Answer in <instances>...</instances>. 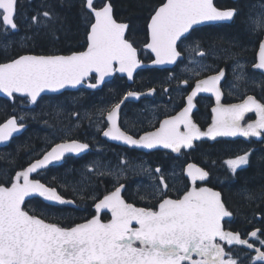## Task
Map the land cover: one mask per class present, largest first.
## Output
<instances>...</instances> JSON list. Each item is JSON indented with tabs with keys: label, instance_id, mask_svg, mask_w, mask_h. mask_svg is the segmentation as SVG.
Returning <instances> with one entry per match:
<instances>
[{
	"label": "snow or ice",
	"instance_id": "snow-or-ice-1",
	"mask_svg": "<svg viewBox=\"0 0 264 264\" xmlns=\"http://www.w3.org/2000/svg\"><path fill=\"white\" fill-rule=\"evenodd\" d=\"M16 4L17 0H0V24L5 32L17 29ZM86 7L94 16V22L87 33L85 50L69 55H20L0 63V92L7 97L21 94L34 104L46 90L76 87L91 80L95 83L89 82L87 87L97 88L117 71L132 79L141 61L137 48L125 38L128 24L114 18L110 2L95 7L94 0H86ZM235 14V9L217 8L214 0H163L147 24L148 42L144 48L155 55L151 63L175 64L182 57L178 42L188 38L186 34H190L193 26L231 20ZM49 16L48 11L43 12V17ZM32 21L36 22L37 17L33 16ZM253 24L259 30L264 27V19L258 18ZM187 47L198 50L200 45L197 41ZM198 55L203 57L205 53L199 51ZM253 67L264 69V41L259 43L257 63ZM188 70L195 76L200 75L194 69ZM224 75L221 69L216 74L196 79L186 96V105L139 138L128 134L118 124L125 100L141 95L128 91L107 111L108 127L103 135L129 146L147 149L162 146L174 153L192 148L193 142L201 137H261L264 135V102L248 95L240 103L222 104L218 85ZM181 83L188 85L189 81ZM153 92L154 89L148 90L149 94ZM202 92L213 93L216 100L206 131L201 130L190 115L195 107L194 98ZM253 112L256 119L242 123L245 115ZM22 120L21 117L18 121L13 115L0 123V142L9 141L14 133L23 129ZM88 149L89 144L76 139L56 143L41 158L17 171L6 182L8 186L0 183V264H238L233 254L225 250L226 245L254 249L256 255L252 260L264 261L261 247L241 238L239 232L225 230L223 221L232 213L220 192L197 186V181H205L209 173L194 163H188L185 169L190 186L175 199L167 194L168 185L164 177H160L163 195L154 206L137 207L128 203L121 194L125 185L119 184L102 198L93 197L96 215L70 227L25 210L26 198H43L50 207L73 204L74 201L66 199L56 187L31 175L62 160L65 154H80ZM249 155L246 151L227 159L225 164L235 173L248 164ZM155 171L161 170L156 168ZM103 210L111 214L107 221L101 219ZM258 233L260 230L256 229L247 235L264 247V239H260Z\"/></svg>",
	"mask_w": 264,
	"mask_h": 264
},
{
	"label": "flooded vegetation",
	"instance_id": "flooded-vegetation-1",
	"mask_svg": "<svg viewBox=\"0 0 264 264\" xmlns=\"http://www.w3.org/2000/svg\"><path fill=\"white\" fill-rule=\"evenodd\" d=\"M20 1L22 0H17L16 4L15 21L17 24L19 13L18 4ZM221 1L222 6L220 8H235V16L239 12L245 13L250 4H252L251 7L255 6L257 9L264 12V0ZM103 2L104 0L95 2V7H99ZM89 16L92 21L91 15ZM234 20L235 17L232 21L227 23L220 22L193 28L190 34L187 35V39L178 42V50L182 52V57L171 67L139 69L134 74L131 82H129L125 76H120L118 73H115L113 77L105 81L100 88L88 90L81 87L76 91L60 94V98L70 97L74 98L75 102H78L76 106L70 105L72 109L76 108L78 111L88 107L92 111V115L94 114L91 120H96V124L99 125V127L94 130H91L90 127L87 126L84 127L83 131L82 128H78L74 133H61L60 135L69 136L57 142H62L67 139H76L80 142L89 144V149L78 155L65 154L62 160L39 170L38 174L33 173L31 175L33 179H40L42 183L46 182L45 184L48 186L56 187L66 199L74 201L73 204L58 205L59 209L56 212L58 213L57 215L59 222H61V226L70 227L76 223H82L85 219L96 215L93 197L102 198L104 194L114 190L119 184L125 185L121 194L128 203L135 204L137 207H150L158 203L163 193L161 191L159 193L155 191L153 196L147 195L143 193L145 191H138L139 188H136V185L139 182L160 184V177L163 176L165 183L168 185L167 194L175 199L178 195H182L183 192L187 190V186H190V178L187 177L185 171L188 163L197 164L209 173L205 181H197L198 187L207 186L216 189L209 185L211 177L209 167L210 160L202 151L203 149L201 146L206 147L203 142H213L219 139L229 141L237 139L264 140V135L258 139L255 137L203 138L195 140L192 148L182 149L180 153H174L170 149H164L163 147L147 149L138 146H129L124 142L112 140L103 135V130L108 127L106 120L107 111L110 110L112 105L119 102L128 91H135L141 93V95L139 97H129L125 100L119 112L118 124L121 129L128 132V134L139 138L145 131H152L154 128L159 127V121L163 120L167 115H175L186 105V96L191 92L192 87H194L196 79H203L208 75L216 74L221 69L225 72L224 77L218 85L222 92V104L240 103L242 99L246 98L248 95H252L261 102H264V74L259 69L253 67V65L257 63L259 43L264 41V27L257 32L247 33V35L251 37V41L249 40L250 48L244 46L245 54L244 50L241 52L242 49H240V45L237 49H234L223 44L220 46L217 45L218 47H216V44H211L208 41L205 42V39L212 33H220V31L196 32V30L205 26L220 27L231 24ZM17 32L18 31L15 32L16 34H11L19 35ZM197 41L200 45L198 50H190L187 47L188 45L194 46ZM136 48L140 60L148 62L152 59L150 53L143 49V44L139 48ZM199 51H203L205 55L200 57L198 55ZM28 53L32 52H24L19 55ZM140 53H147L150 58L145 61L140 58ZM195 53L198 58L206 61L203 65L206 69L203 71L199 69V65H194L189 61L190 55L194 56ZM243 59L250 63L249 68H252L250 71L253 77H258L260 79V84L258 86L251 85V87H249L245 84L246 80L242 83L237 81L235 72L239 73L237 70L239 66L238 63L241 66L242 63L246 62ZM146 69L155 70L154 73H143V70ZM188 69L201 71V73L199 72L200 75L195 76L193 72ZM245 76L247 75L245 74ZM183 80H188V85L181 83ZM89 82L95 83V80L86 81L85 83ZM116 85L118 88L114 87ZM242 86L249 89L248 92L243 95H241ZM149 89H154V92L149 94ZM49 98L54 97L49 96ZM23 99L25 100L26 98L14 96L13 100H9L0 97V105L2 104L1 102L5 105V119L13 114L15 116L18 115L17 101ZM42 100H44L43 97L39 102ZM193 103L195 107L190 114L191 118L201 130L205 131L211 123V109L216 104L215 95L207 92L199 93L194 98ZM1 112L3 111L0 106V115ZM98 113L100 116H97ZM62 117L67 118L64 115ZM255 117L253 113H247L242 123L254 120ZM77 119V117H74V122ZM66 122L67 120L65 123ZM28 127L29 124L27 129ZM23 134L24 132L21 135ZM206 152L209 154L208 148ZM221 165L224 167L223 162H221ZM56 167L57 169H54ZM132 167H137L138 171H132ZM156 168H160L161 171L157 173L155 171ZM239 169L240 168L237 170ZM82 175L87 178L85 179L87 185L78 187L77 181ZM160 186L162 189L161 184ZM37 199L43 204H46V206L38 204L36 201ZM221 199L224 202L222 194ZM24 206L31 214L36 213L43 217L47 216V214L51 215L50 211L53 209L40 198L27 199ZM261 206L262 213H257L249 219L248 222L250 226L246 224L244 226V221L242 220V222H239L241 226L237 228L238 231L236 229L233 230L230 224L231 222H235L232 221L235 217L234 213L229 209L232 216L225 218L223 225L225 230L239 232L241 238L248 239L250 243H254L255 247H261V249L264 250V247L256 241V238L247 235L253 230L259 229L260 233H258V236L260 239H264V235L261 234L264 233V195ZM30 207H33L34 210ZM100 216L101 219L105 221L111 218V214L107 210H103ZM47 217L49 220L54 219L51 216ZM235 247H238V254L232 252ZM225 250L233 254V257L238 260V264H264V261H253L252 257L256 255L255 250L248 249L246 246L226 245ZM195 258L197 257L193 256V259Z\"/></svg>",
	"mask_w": 264,
	"mask_h": 264
},
{
	"label": "trees",
	"instance_id": "trees-1",
	"mask_svg": "<svg viewBox=\"0 0 264 264\" xmlns=\"http://www.w3.org/2000/svg\"><path fill=\"white\" fill-rule=\"evenodd\" d=\"M114 16L118 21L129 24L127 37L136 47L142 46L147 41L146 24L155 8L163 0H110ZM218 7L222 6L221 0H216ZM19 13L24 11L31 21L29 25L23 27L19 25V35L23 34L25 43L11 46L7 53L0 49V62H4L24 53L32 52L37 54H68L82 50L86 43L91 18L86 12L83 0H26L18 4ZM48 11L50 16L45 18L42 13ZM243 12L237 13L233 23L224 26H205L200 31H220L211 34L205 42L211 44L226 45L237 49L233 42H237L244 50V46L250 48L249 36L245 32L241 20ZM37 17V23L32 22V17ZM42 19V20H39ZM16 34V33H15ZM14 34V35H15ZM241 50V52L243 51ZM249 53V52H248ZM247 53V54H248ZM234 55V54H233ZM140 58L148 60L147 53H140ZM155 69L143 70V73H154ZM118 79V78H117ZM118 88V86H114ZM59 99L61 95L50 96ZM0 122L5 119V105L1 102ZM8 111V110H7ZM29 127L26 132L9 144L8 147L0 150V183L9 181L17 171L25 168L29 163L42 155L39 149L43 145L50 146L45 139L40 137L49 128L54 126L51 122H28ZM50 125L42 128L41 125ZM52 126V127H51ZM201 146L204 155L210 160V180L209 185L218 189L224 200L227 209L234 213L235 219L231 222V227L237 230L243 222L250 226L249 219L257 213H262L261 202L264 195V140L237 139L215 140L213 142H203ZM209 149V154L206 149ZM249 152V162L244 168H240L235 173L225 164L229 158ZM7 153V156H1ZM221 162L224 163L222 167ZM54 169H57L54 168ZM46 183V182H45ZM240 191L242 193H240ZM238 192V193H237ZM38 204L46 206L38 199ZM50 207V206H49ZM55 211L58 206L51 207ZM49 222L59 223V218L51 219ZM238 231V230H237ZM233 253L238 254V247L233 248Z\"/></svg>",
	"mask_w": 264,
	"mask_h": 264
},
{
	"label": "rangeland",
	"instance_id": "rangeland-1",
	"mask_svg": "<svg viewBox=\"0 0 264 264\" xmlns=\"http://www.w3.org/2000/svg\"><path fill=\"white\" fill-rule=\"evenodd\" d=\"M22 2H26V0H22ZM251 5L252 4L248 6L249 8L244 13L243 19L241 20L243 28L246 33L257 32L258 30L253 24V21L257 20L258 18L264 19V12H262L260 9H257L255 6L251 7ZM18 20L20 22V25L23 27H26L27 25L31 23V21L28 19V16L25 14L24 11L18 13ZM39 20H42V19H39ZM33 23H37V21ZM23 34L12 35L9 30L5 32L4 27L2 26V24H0V49L1 51H3L4 53H7L9 48L15 45H19V47H22L20 45L25 43V38ZM249 40L251 41V37ZM233 45L235 47L239 46L237 42H233ZM215 46L218 47L217 45ZM240 48H242V46H240ZM189 61H191L194 65H199L200 70H201V66H203L206 63L204 59L198 58L196 53L194 54V56L190 55ZM245 61L246 62L242 63L241 66L238 63L239 66L237 67V70L239 73L235 72L237 81L238 82L240 81L242 83L244 80H246L245 84L247 86L249 87H251V85L258 86L260 84V79L258 77H253V74L250 71L252 68H249L250 63L247 60ZM198 72L201 73V71H198ZM245 74L247 76H245ZM238 77H240V79H238ZM248 90H249L248 88L242 86L241 95L247 93ZM76 104H78V102H75L74 98H70V97L68 98L64 97V98H59V99L45 98L41 102H38L36 105H32L28 100L23 99V100L17 101V111L19 114V120L22 117L23 118L22 121H25V122H31L33 124L37 122H42V123L51 122V125L54 127L51 126L52 128H49V131H46L40 137L45 139L46 143L54 144L58 140H61L69 136V135H64V136L60 135L61 133H74L78 128H82V131H83L84 127H87V126H89L91 130L97 129L99 127V125L96 124V120H91L94 114L92 115V111L88 107H86L83 110H78V111L76 110V108L75 109L70 108L71 107L70 105L76 106ZM63 115L66 116L67 118H63L62 117ZM97 116H100L99 113ZM74 117L78 118L75 121L76 123L74 122ZM66 120L67 122L65 123ZM41 126L42 128H47L50 125L43 124ZM47 148H48L47 145L43 146L42 148L39 149V153L43 152ZM4 155L7 156V153H3L1 156L4 157ZM131 170L138 171V168L132 167ZM84 175H82L80 179H78L77 181L78 187H81L82 185H87L86 180H85L87 178ZM136 186H137L136 188H139L138 191L139 190L145 191L143 193L147 195H151V196L154 195L155 191L158 193L161 191L160 184H156V183L148 184L146 182H139ZM240 193L242 192L240 191ZM30 208L34 210L33 207H30ZM41 212L44 213L43 211ZM45 212H48V211H45ZM50 213L51 215L47 214V216H51L54 219L58 218V215H57L58 213L56 211L51 210Z\"/></svg>",
	"mask_w": 264,
	"mask_h": 264
},
{
	"label": "water",
	"instance_id": "water-1",
	"mask_svg": "<svg viewBox=\"0 0 264 264\" xmlns=\"http://www.w3.org/2000/svg\"><path fill=\"white\" fill-rule=\"evenodd\" d=\"M85 1V3H84V5H85V8L87 9V7H86V0H84ZM96 0H94V2H95ZM232 1H236V0H232ZM105 2H110L109 0H105ZM111 3V2H110ZM160 6V5H159ZM159 6H157V7H159ZM216 6V5H215ZM113 7V6H112ZM218 8V7H217ZM230 9H233V8H230ZM89 12H90V10L89 9H87ZM15 13H16V11H15ZM91 13V12H90ZM152 14H154V12L152 13ZM92 15V14H91ZM113 16H114V13H113ZM92 17H93V22H94V16L92 15ZM151 17V16H150ZM115 18V17H114ZM233 19V18H232ZM232 19L231 20H226V21H217V22H206V23H204V24H201V25H195V26H193V28H195V27H198V26H202V25H207V24H215V23H220V22H225V23H227V22H230V21H232ZM150 21V18H149V20H148V22ZM119 22V21H118ZM148 22H147V24H148ZM122 23H124V22H122ZM126 24H128V23H126ZM89 30H90V27H89ZM11 31H13V32H15V31H17V29H15V30H11ZM127 31H128V28L126 29V32H125V38H126V35H127ZM147 31H148V29H147ZM191 31V30H190ZM187 35V34H186ZM127 39V38H126ZM148 42V41H147ZM146 42V43H147ZM87 47V46H86ZM143 48H144V46H143ZM86 49V48H85ZM84 49V50H85ZM145 49V48H144ZM145 50H147V49H145ZM83 51V50H82ZM148 52H150V54L152 55V57H153V59L152 60H154L155 59V55L153 54V53H151V51L150 50H147ZM137 54H138V52H137ZM22 55H46V54H34V53H28V54H22ZM47 55H65V54H47ZM67 55H69V54H67ZM20 56V55H19ZM17 58V57H16ZM139 59V58H138ZM151 60V61H152ZM10 61V60H9ZM151 61H149V62H146V63H143L142 61H141V66L133 73V76H134V74L139 70V69H144V68H165V67H171V66H173L174 64H162V65H154V64H152L151 63ZM6 62H8V61H6ZM1 63H5V62H1ZM259 70H261L263 73H264V69H259ZM115 73H118L120 76H125L127 79H128V81L129 82H131L132 81V79H129L128 77H127V74L126 73H120V72H114L112 75H110V76H108V77H106L105 78V80L100 84V85H98V87L97 88H100L101 86H102V84L105 82V81H108L109 79H111L112 77H113V75L115 74ZM87 84L88 83H84V84H81V85H77L76 87H71V86H68V87H65V88H63V89H59V90H57V91H51V90H46L45 92H43V93H41V95H40V97H38V100L42 97V96H45V95H51V94H59V93H62V92H64V91H69V90H71V91H74V90H77V89H79L80 87H84V88H86V89H89V90H92V89H97V88H89V87H87ZM213 94V93H212ZM14 95H17V96H19V97H24V96H22L21 94H14ZM214 95V94H213ZM0 97H2V98H5V99H9V100H13V97H7V95L6 94H4L3 92H0ZM37 100V101H38ZM12 117V116H11ZM10 118V117H9ZM9 118H7V119H9ZM6 119V120H7ZM6 120H4L3 122H1V123H4ZM25 125V127L23 128V129H21L18 133H14L13 134V136L9 139V141H6V142H0V148H3V147H6L7 145H9V143H10V141L13 139V138H15V137H18L20 134H22L26 129H27V125L26 124H24ZM207 130V129H206ZM205 130V131H206ZM217 137H219V136H217ZM223 137H227V136H223ZM236 137H238V136H236ZM240 137H242V136H240ZM109 138V137H108ZM203 138H210V139H212L211 137H201L200 139H203ZM256 138H259V137H256ZM109 139H111V138H109ZM113 140V139H112ZM122 142V141H121ZM123 143V142H122ZM157 147H162V146H157ZM50 150V149H49ZM87 151V150H86ZM85 152V151H84ZM83 153V152H82ZM75 155H78V154H75ZM41 158V157H40ZM54 163V162H53ZM207 187V186H206ZM215 191H218V190H216V189H214ZM219 192V191H218ZM26 199H28V198H26ZM41 199H43V198H41ZM226 218H229V217H226Z\"/></svg>",
	"mask_w": 264,
	"mask_h": 264
}]
</instances>
